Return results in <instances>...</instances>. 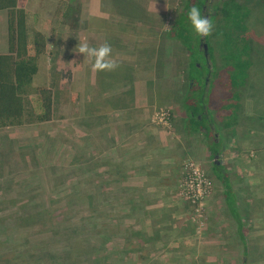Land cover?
<instances>
[{
  "label": "rangeland",
  "instance_id": "obj_1",
  "mask_svg": "<svg viewBox=\"0 0 264 264\" xmlns=\"http://www.w3.org/2000/svg\"><path fill=\"white\" fill-rule=\"evenodd\" d=\"M238 1L251 65L229 128L215 84L210 154L186 128L187 53L167 35L183 0H18L46 36L34 86L51 88L53 114L0 129V264H264V0ZM85 40L109 43L119 67L92 71L76 52ZM213 162L233 183L246 246Z\"/></svg>",
  "mask_w": 264,
  "mask_h": 264
},
{
  "label": "trees",
  "instance_id": "obj_2",
  "mask_svg": "<svg viewBox=\"0 0 264 264\" xmlns=\"http://www.w3.org/2000/svg\"><path fill=\"white\" fill-rule=\"evenodd\" d=\"M183 0L181 9L171 21L167 35L176 39L187 53V92L182 98L187 119L186 128L199 131L206 138L210 154L218 152L214 115L210 102L218 83V120L224 128L235 124L240 106V93L245 87L249 45L245 38V21L249 8L238 0ZM195 5L203 16L214 24V41L195 35L188 21L187 11ZM0 10L6 11V51H0V129L27 123L49 121L52 117L53 92L45 85L34 86L39 73L40 57L46 52L45 34L28 24L27 11L18 0H0ZM239 31V34L236 32ZM226 42L216 50L215 38ZM206 40V41H205ZM207 44L205 50L200 46ZM221 65V72L218 69ZM224 73H223V72ZM212 171L222 183L224 202L236 221L237 233L246 246L245 226L237 207L236 193L227 171L213 162Z\"/></svg>",
  "mask_w": 264,
  "mask_h": 264
},
{
  "label": "clouds",
  "instance_id": "obj_3",
  "mask_svg": "<svg viewBox=\"0 0 264 264\" xmlns=\"http://www.w3.org/2000/svg\"><path fill=\"white\" fill-rule=\"evenodd\" d=\"M187 17L196 36L204 38L212 34L214 24L209 16L202 15L200 8L193 5L187 11ZM76 52L87 58L94 72L114 71L119 67L117 60L111 58L112 48L106 41L99 46H90L85 40L79 44Z\"/></svg>",
  "mask_w": 264,
  "mask_h": 264
},
{
  "label": "crops",
  "instance_id": "obj_4",
  "mask_svg": "<svg viewBox=\"0 0 264 264\" xmlns=\"http://www.w3.org/2000/svg\"><path fill=\"white\" fill-rule=\"evenodd\" d=\"M129 92L133 94L132 102H133L134 109H135V105H138L139 103H142V102H143L142 98L139 97L140 89H139V87H138L136 84H134V87H133L132 91H129ZM114 105H115V107H117V104H114ZM123 106L125 107V108H123V109L126 111V110H127V107H126L125 105H123ZM135 110H136V109H135ZM135 116H136V115H135ZM136 118H137V116H136ZM130 121H131V122L133 121V118H132V117H131ZM202 149H203V148H202ZM207 150H208V148H207ZM154 160H156V159H155V156H154ZM159 168H161V167H159ZM155 173L161 174V169L155 171ZM230 182H231V181H230ZM231 184H232V187H233V183H231ZM233 189H234V188H233ZM234 191H235V190H234Z\"/></svg>",
  "mask_w": 264,
  "mask_h": 264
},
{
  "label": "water",
  "instance_id": "obj_5",
  "mask_svg": "<svg viewBox=\"0 0 264 264\" xmlns=\"http://www.w3.org/2000/svg\"><path fill=\"white\" fill-rule=\"evenodd\" d=\"M207 16V15H206ZM200 46H203L204 50H205V57L206 59L208 60V53L206 52V49H207V45L206 43L202 42Z\"/></svg>",
  "mask_w": 264,
  "mask_h": 264
}]
</instances>
